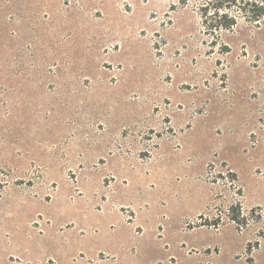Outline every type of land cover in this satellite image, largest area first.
I'll return each instance as SVG.
<instances>
[{
    "label": "rangeland",
    "instance_id": "1",
    "mask_svg": "<svg viewBox=\"0 0 264 264\" xmlns=\"http://www.w3.org/2000/svg\"><path fill=\"white\" fill-rule=\"evenodd\" d=\"M0 264H264V0H0Z\"/></svg>",
    "mask_w": 264,
    "mask_h": 264
},
{
    "label": "trees",
    "instance_id": "2",
    "mask_svg": "<svg viewBox=\"0 0 264 264\" xmlns=\"http://www.w3.org/2000/svg\"><path fill=\"white\" fill-rule=\"evenodd\" d=\"M255 17H259L258 15H256Z\"/></svg>",
    "mask_w": 264,
    "mask_h": 264
}]
</instances>
